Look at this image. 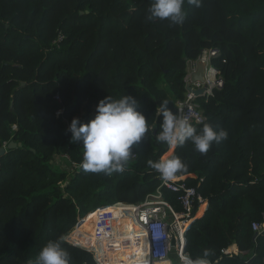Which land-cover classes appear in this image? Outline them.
<instances>
[{
  "label": "trees",
  "instance_id": "obj_1",
  "mask_svg": "<svg viewBox=\"0 0 264 264\" xmlns=\"http://www.w3.org/2000/svg\"><path fill=\"white\" fill-rule=\"evenodd\" d=\"M151 3L0 0V147L7 142L0 156V264H31L60 236L70 264H97L65 236L99 206L137 203L155 192L161 177L148 161L170 148L156 139V108L167 99L175 110L185 99L187 63L211 47L220 50L213 64L225 86L197 101L204 123L227 130L228 139L206 154L187 142L168 156L187 165L175 176H187L208 199L187 231L186 250L193 259L210 250L205 259L213 264H264V229L254 239L252 226L264 220V0H202L199 8L185 2L180 25L148 21ZM125 94L139 101L150 131L134 146L127 170L85 172L83 147L68 131L72 119L84 114L87 123L101 99ZM73 162L80 164L74 170ZM165 196L182 209L176 193ZM127 203L114 208L126 212ZM92 224L81 221L78 232ZM78 232L69 240L92 246ZM233 245L239 253L223 252Z\"/></svg>",
  "mask_w": 264,
  "mask_h": 264
},
{
  "label": "built area",
  "instance_id": "obj_2",
  "mask_svg": "<svg viewBox=\"0 0 264 264\" xmlns=\"http://www.w3.org/2000/svg\"><path fill=\"white\" fill-rule=\"evenodd\" d=\"M219 53L220 50L217 47L205 48L197 59L189 60L187 63L186 97L178 100L176 104L182 108L180 114L189 118L192 123H196L197 120L204 123L207 117L197 101L198 97L193 91L187 89V85L193 89L205 87L202 97L207 100L216 90L223 89L224 77L213 64V57ZM199 61L205 63L203 82L191 80V71L196 69ZM3 147H7V142L3 144ZM63 156L70 160L68 154ZM55 162L63 165L60 157H57ZM79 165L73 162L72 169ZM127 169L126 165L125 170ZM186 177L174 176L168 181L160 178L158 188L155 192L148 194L143 201L117 202L91 210L85 217L79 219L76 226L65 236V240L92 252L97 264H174L173 255L176 256L178 264H183L181 257L193 259L186 250V234L192 223L208 208V199L198 191V186L189 185ZM165 190L177 194V200L182 206L181 210H177L175 205L166 199ZM118 203H127L130 208H127L126 212H121L118 208H114ZM89 219L93 220L92 246L69 240V235L77 225L82 220ZM252 226L253 230L259 233L264 229V220L254 222ZM223 252L236 253L230 247L223 249ZM207 264L213 263L207 260Z\"/></svg>",
  "mask_w": 264,
  "mask_h": 264
},
{
  "label": "clouds",
  "instance_id": "obj_3",
  "mask_svg": "<svg viewBox=\"0 0 264 264\" xmlns=\"http://www.w3.org/2000/svg\"><path fill=\"white\" fill-rule=\"evenodd\" d=\"M185 2L197 8L202 6V0H152L146 19L166 20L170 25H180L187 16ZM169 104L170 101L165 99L156 108V116L162 117L156 136L158 142L169 146H184L190 142L195 151L206 154L213 144L218 145L228 139L227 130H217L210 123H203L198 130L189 118L180 114V106H174L173 110ZM148 120L139 110V101L126 94L119 99H113L110 95L101 99L96 106L95 117L87 123H81L79 117H74L68 131L71 142L83 147V170L108 174L123 172L134 155V146L140 144L150 131ZM196 123L201 121L197 120ZM148 166L165 181L187 168L179 156L149 160ZM63 242V236L49 240L31 264H70V254L62 246ZM211 254L210 250L205 249L201 258L193 260L181 257V260L183 264H207L205 258Z\"/></svg>",
  "mask_w": 264,
  "mask_h": 264
},
{
  "label": "water",
  "instance_id": "obj_4",
  "mask_svg": "<svg viewBox=\"0 0 264 264\" xmlns=\"http://www.w3.org/2000/svg\"><path fill=\"white\" fill-rule=\"evenodd\" d=\"M86 13H88V11H86ZM191 73H192L191 74V80L192 81L199 80V81L203 82L204 81V76H205V63L199 61L197 66H196V69L191 71ZM21 85H25V82H22ZM187 89L189 91H193L198 98L202 97V95H203V93L205 91V87L200 88V89H193L190 85H187ZM5 152H6V148L0 147V156L5 154ZM257 236H258V232L255 233L254 239H256ZM240 256H243V254L241 253Z\"/></svg>",
  "mask_w": 264,
  "mask_h": 264
},
{
  "label": "bare ground",
  "instance_id": "obj_5",
  "mask_svg": "<svg viewBox=\"0 0 264 264\" xmlns=\"http://www.w3.org/2000/svg\"><path fill=\"white\" fill-rule=\"evenodd\" d=\"M92 227L93 226H91L90 228H88L87 231L78 232L76 238L77 239H82L85 242H88V241H91L92 242V239H91ZM230 248H231V250H234V251L237 250L235 246H231Z\"/></svg>",
  "mask_w": 264,
  "mask_h": 264
},
{
  "label": "rangeland",
  "instance_id": "obj_6",
  "mask_svg": "<svg viewBox=\"0 0 264 264\" xmlns=\"http://www.w3.org/2000/svg\"><path fill=\"white\" fill-rule=\"evenodd\" d=\"M79 119L80 118H84V114H80L79 116ZM174 149H175V146H170V148H169V151L162 157V158H167L170 154H172L173 153V151H174ZM83 221V220H82ZM81 223V222H80ZM79 223V224H80ZM78 224V225H79ZM78 230H79V227H77V228H75L74 229V231H72L73 233L74 232H78ZM172 258L174 259V264H178V261H177V258H176V256H172Z\"/></svg>",
  "mask_w": 264,
  "mask_h": 264
},
{
  "label": "crops",
  "instance_id": "obj_7",
  "mask_svg": "<svg viewBox=\"0 0 264 264\" xmlns=\"http://www.w3.org/2000/svg\"><path fill=\"white\" fill-rule=\"evenodd\" d=\"M168 158V157H167ZM235 247H236V249L237 250H235L236 251V253H239V249H238V247H237V245H234Z\"/></svg>",
  "mask_w": 264,
  "mask_h": 264
}]
</instances>
